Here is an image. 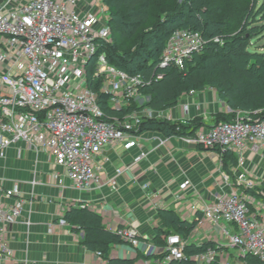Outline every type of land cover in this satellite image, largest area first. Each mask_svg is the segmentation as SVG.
I'll use <instances>...</instances> for the list:
<instances>
[{
    "label": "built area",
    "instance_id": "built-area-1",
    "mask_svg": "<svg viewBox=\"0 0 264 264\" xmlns=\"http://www.w3.org/2000/svg\"><path fill=\"white\" fill-rule=\"evenodd\" d=\"M110 42L109 22L97 0L0 2V159H6L14 148L19 158L25 149L37 155L46 153L64 170V179L71 182L73 190L91 193L104 186L116 190L119 177L128 170L117 169L108 181L102 177L99 161L107 149L117 144L127 151L139 149L134 166L172 139L194 148L235 153L239 165L236 180L223 172L221 195L203 205H189L195 219L186 222L196 226L187 236L165 235L158 244L155 236L141 235L136 223L119 227L115 233L122 244L135 250L140 260L137 264H255L251 260L264 264V214L251 213L248 202L238 192L241 187L255 186L241 166L247 151L257 152L264 147V118L238 117L221 122L204 117L191 119V104L180 103L185 97H193L195 91L183 94L169 109L146 106L148 98L143 91L152 82L162 80L164 70L176 67L184 71L187 63L203 52L208 41L198 31H173L150 78L112 65L104 52ZM103 103L112 114L103 109ZM179 104L183 116L177 117ZM197 118L202 119V125L187 134L165 136L141 131L146 121L189 127ZM145 142L156 145L146 149ZM56 179L64 188V179ZM37 184L34 179L32 185ZM190 188L193 185L187 179L179 186L176 201L185 200ZM143 190L157 202L158 216L165 207L159 194L149 183L143 185ZM20 195L18 182L4 192L6 199ZM81 208L90 209L88 205ZM23 211L22 200L12 205L0 202V262L13 255L7 232L20 222ZM25 224L29 226L30 222ZM59 225L70 224L62 216ZM197 227L203 238H196ZM80 233L83 239L84 232ZM206 245L203 251L188 252L190 247ZM96 256L97 264H116L102 251H96Z\"/></svg>",
    "mask_w": 264,
    "mask_h": 264
},
{
    "label": "crops",
    "instance_id": "crops-1",
    "mask_svg": "<svg viewBox=\"0 0 264 264\" xmlns=\"http://www.w3.org/2000/svg\"><path fill=\"white\" fill-rule=\"evenodd\" d=\"M184 103L191 104V119L204 117L214 121L213 115L216 113L233 112L222 100H217L215 94L207 92L185 97L181 100V104ZM176 109L175 116H183L182 107L177 106ZM155 145L152 142L144 143L146 149ZM139 152V149L127 151L120 144L107 149L99 161L104 181L113 178L117 169H128L119 177L117 189L104 186L91 193H80L71 188L68 179H64V170L56 165L53 157L46 153L37 155L25 149L19 158L17 149H11L6 159H0V202L12 205L16 200H22L24 211L20 222L7 232L13 255L0 264H97L96 251L82 243L80 231L71 225H59L60 218L65 217L71 209L88 205L89 210L103 218L108 230L115 231L136 223L141 235L151 238L162 225L157 216V202L149 199L143 190L145 183H149L152 190L159 194L165 206L163 210L175 211L181 220L191 222L195 216L189 205L212 202L223 192V172L228 173L234 181L238 174L235 153L221 154L194 148L178 139H172L167 146L134 166L132 164ZM241 170L254 182V189L264 186V147L257 152L247 151ZM56 177L64 179V188L58 184ZM34 179L38 182L35 186L32 185ZM187 179L193 188L188 189L185 200L177 202L179 186ZM17 182L20 197L6 199L4 192L12 189ZM263 205L262 200V205H259L262 207L252 208V213L264 214ZM26 221L30 222L29 226L25 224ZM197 229L196 238H203V233ZM110 248L107 259L113 263L140 262L136 259L135 250L128 245L120 243Z\"/></svg>",
    "mask_w": 264,
    "mask_h": 264
},
{
    "label": "trees",
    "instance_id": "trees-1",
    "mask_svg": "<svg viewBox=\"0 0 264 264\" xmlns=\"http://www.w3.org/2000/svg\"><path fill=\"white\" fill-rule=\"evenodd\" d=\"M104 1L107 3V0ZM240 1L252 2V0ZM150 10L151 5L148 0H114L112 3L110 2L109 11L113 17L112 22L114 21V27L109 21L111 35L115 28L119 37L115 42L105 45L104 52L109 62L118 69L129 74L140 73L150 78L160 61L169 36L177 29L198 31L202 33L208 43L201 54L195 55L187 63L184 71L170 67L163 71L162 80L152 82L151 86L143 91V95L148 98L146 106L155 110L169 109L178 104L183 94L212 87L233 112L245 111L253 114L264 109V54H252L248 51L247 41L250 37L247 34L221 45L214 39L228 32L233 25L231 21L215 20L212 14L205 15L208 13L196 16V10L184 15L196 20L192 27L177 28L169 32L166 27L169 24H176L181 13L168 17L163 23L158 22L143 30V27L152 18ZM248 57L256 59L255 63L247 65L245 60ZM104 100L106 101L105 98ZM102 106L107 113H113L106 103H103ZM129 110L131 109H127V111ZM259 118H264V113H261ZM201 121V118H197L189 127L166 121H146L142 124L141 131L158 132L165 136L187 134L199 128L202 125ZM221 121L227 120L217 122ZM158 218L162 222V227L155 230L154 239L158 244H162V237L168 235L171 230L174 233L181 232L187 236L196 226V223L182 221L174 211L160 210ZM65 219L76 230L84 232L82 243L90 250L105 253L111 245L121 243L115 231L108 230L104 226L103 218L88 208H73L66 213ZM207 246L209 245L203 248L190 247L188 252H200ZM251 261L258 264L256 260ZM116 264L134 263L119 261Z\"/></svg>",
    "mask_w": 264,
    "mask_h": 264
},
{
    "label": "rangeland",
    "instance_id": "rangeland-1",
    "mask_svg": "<svg viewBox=\"0 0 264 264\" xmlns=\"http://www.w3.org/2000/svg\"><path fill=\"white\" fill-rule=\"evenodd\" d=\"M101 5V10L103 11L107 21H111V24L114 23L113 17L109 11L110 2L114 0H107V3L104 0H97ZM151 5V19L143 27V30L154 26L156 23H163L168 17H173L174 15L181 14L179 16L178 22L174 25L169 24L166 28L169 32L177 28H189L195 25L196 20L189 18L186 15L188 12H193L196 10V16L200 14L209 15L212 14L215 20H225L231 21L232 27L229 28L228 32H225L223 36H217L215 39L221 45H224L225 42H229L231 39L241 37L243 35H248V51L252 54H264V0H252L250 3H245L240 0H148ZM189 14V13H188ZM237 23V25H235ZM235 25V26H234ZM114 27V24H113ZM202 28V27H201ZM142 30V31H143ZM117 30L114 28V33L111 35V42H115L118 39ZM110 42V43H111ZM246 64L252 65L255 63L256 59L253 57L246 58ZM207 92L211 95H216L217 100L221 101L219 94L212 87H206L201 91H195V95L198 93ZM194 95V96H195ZM223 102V101H222ZM181 104V103H180ZM178 105L180 107L181 105ZM228 106V105H227ZM229 107V106H228ZM264 113V109L251 114L245 111H234L230 114H223L222 112L216 113L213 115L214 121L220 120H234L236 118H252L258 119L260 114ZM221 151V150H219ZM255 188V187H254ZM245 189L241 187L238 192L243 196V198L248 202L250 212L251 209L262 205V200L264 201V186H258L256 189ZM257 205V206H255ZM264 207V205H263ZM162 225V222H161ZM174 233L173 230L169 232L168 235ZM183 236V234L177 233ZM110 249L104 253V256L107 258V254L110 252Z\"/></svg>",
    "mask_w": 264,
    "mask_h": 264
}]
</instances>
